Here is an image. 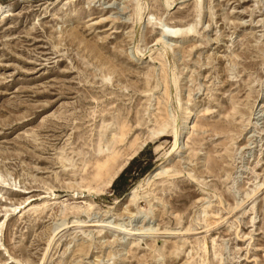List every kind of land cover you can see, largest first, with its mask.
<instances>
[{"label":"rangeland","instance_id":"obj_1","mask_svg":"<svg viewBox=\"0 0 264 264\" xmlns=\"http://www.w3.org/2000/svg\"><path fill=\"white\" fill-rule=\"evenodd\" d=\"M1 7L0 264H264V0Z\"/></svg>","mask_w":264,"mask_h":264},{"label":"bare ground","instance_id":"obj_2","mask_svg":"<svg viewBox=\"0 0 264 264\" xmlns=\"http://www.w3.org/2000/svg\"><path fill=\"white\" fill-rule=\"evenodd\" d=\"M138 8L140 9V6L138 5ZM5 10V9H4ZM3 11V8L1 7L0 8V14L2 13ZM185 33V30L182 29V28H169L167 27L166 29L165 28H162L161 29V35H162V38L163 37H170V38H178L180 36H183ZM181 42V41H180ZM164 50L166 52V55H167V50H168V47L167 46H164ZM186 112V111H185ZM193 120V112H187V118L186 120L184 121L183 125L180 127L179 130H177L176 128H173V131H174V138H175V143H174V152L177 154L181 152V145L185 143V139L187 137L188 134H190V130L192 128V126L194 125V121L192 122ZM164 122V121H163ZM162 123V122H161ZM166 124V123H165ZM168 126V125H167ZM102 142H103V145H99V152H107L109 151V144H110V141H109V138L106 137L105 135H103V138H102ZM137 153V149L135 150L134 154ZM204 162V160H203ZM159 171V169H158ZM156 173L158 176L159 175H169V176H177L180 174V172H170V171H167L165 169H162L160 170L158 173L157 172H154ZM154 175V174H153ZM187 176L190 178V179H194L195 178L193 176H191V174H187ZM196 182H198L197 180H195ZM264 186V183H257L256 187L254 190L251 191V193L249 194H246V198L250 199L251 196L253 195H256L257 191H260ZM208 190V189H207ZM209 191V190H208ZM207 191V192H208ZM210 192V191H209ZM136 193V190L132 191V194H135ZM212 193V192H211ZM212 194H215V193H212ZM216 196V195H215ZM220 196V195H218ZM252 196V197H253ZM222 198V197H221ZM222 200V199H221ZM244 202V199L241 200L239 203H238V206H241L242 203ZM210 203V202H209ZM212 203V202H211ZM254 203V202H253ZM208 204V203H207ZM87 206V205H86ZM89 208H91V205H89ZM208 208V207H207ZM204 209V214H206V209ZM254 208V206H252V209ZM246 211H244L245 213ZM203 213V212H202ZM81 225V224H79ZM64 226H66V223L63 221L57 228L58 229H62L64 228ZM146 231H148V233H150L151 235H164V234H170V235H176L178 233H176L177 231L176 230H170V229H160L158 227L156 228H153V227H150L148 229H146ZM213 242V240H212ZM206 250H208V246H206ZM207 252V251H206ZM214 256H216V252H214Z\"/></svg>","mask_w":264,"mask_h":264},{"label":"trees","instance_id":"obj_3","mask_svg":"<svg viewBox=\"0 0 264 264\" xmlns=\"http://www.w3.org/2000/svg\"><path fill=\"white\" fill-rule=\"evenodd\" d=\"M125 173H126V171L119 177V179L118 180H120V179H123L124 178V175H125ZM117 180V181H118ZM117 181L115 182V184L117 183Z\"/></svg>","mask_w":264,"mask_h":264}]
</instances>
